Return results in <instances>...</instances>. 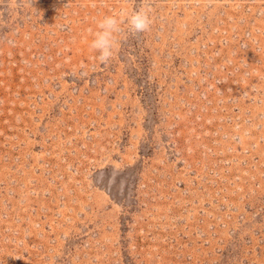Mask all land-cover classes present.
Returning a JSON list of instances; mask_svg holds the SVG:
<instances>
[{"label": "rangeland", "instance_id": "rangeland-1", "mask_svg": "<svg viewBox=\"0 0 264 264\" xmlns=\"http://www.w3.org/2000/svg\"><path fill=\"white\" fill-rule=\"evenodd\" d=\"M150 3L0 0V264H264V0Z\"/></svg>", "mask_w": 264, "mask_h": 264}, {"label": "clouds", "instance_id": "clouds-1", "mask_svg": "<svg viewBox=\"0 0 264 264\" xmlns=\"http://www.w3.org/2000/svg\"><path fill=\"white\" fill-rule=\"evenodd\" d=\"M152 24L150 0H141L140 7L130 13L114 12L97 20L96 30L89 29L93 37L89 47L98 53L96 59L100 63L107 64L118 50V37L122 32L130 35L142 34L150 31ZM124 25L126 28L122 27Z\"/></svg>", "mask_w": 264, "mask_h": 264}]
</instances>
